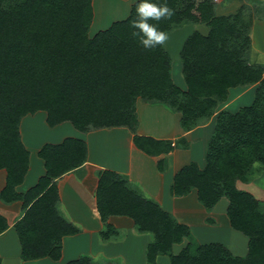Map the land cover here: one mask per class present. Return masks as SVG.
<instances>
[{"label":"trees","instance_id":"16d2710c","mask_svg":"<svg viewBox=\"0 0 264 264\" xmlns=\"http://www.w3.org/2000/svg\"><path fill=\"white\" fill-rule=\"evenodd\" d=\"M262 1L255 0L254 8L241 2L234 12L218 14L216 0H167L174 15L170 20H149L150 24L166 33L184 23L208 27L207 34L195 29L182 43V89L172 79L171 57L164 45L147 50L132 36L130 22L141 0L131 4L126 17L92 36V0H0V168L6 170L0 199L22 200L23 214L13 223L22 259L56 260L62 236L80 231L59 212L56 178L87 160V146L72 136L44 143L37 155L45 174L25 192H17L15 186L29 163L19 131L21 118L43 110L49 126L63 121L80 131L126 126L134 145L148 155L180 146L179 140L136 132L135 102L140 97L179 112L185 131L215 116L204 166L195 161L184 164L175 172L169 192L184 196L195 188L198 202L208 211L226 197L229 225L247 237V251L238 255L219 241L189 239L187 224L132 186L125 174L107 168L98 171L95 190L104 223L100 238L118 233L108 222L110 215H124L137 231L153 235L146 245L147 264H159L158 254L168 255L169 264H264V201L236 184L250 182L264 169V64L251 62L248 55L252 20H264V9L256 10ZM253 84L251 103L234 111L217 109L229 88ZM181 142L186 145L184 139ZM156 165L163 171L166 158L157 159ZM7 226L0 214V233ZM185 238L188 241L173 252V245ZM66 264L92 262L85 254Z\"/></svg>","mask_w":264,"mask_h":264},{"label":"crops","instance_id":"0c3cea01","mask_svg":"<svg viewBox=\"0 0 264 264\" xmlns=\"http://www.w3.org/2000/svg\"><path fill=\"white\" fill-rule=\"evenodd\" d=\"M254 1L255 0H237V7L241 2L253 6ZM225 6L226 5L223 1L217 3L215 9L216 13L222 14L221 11L226 9ZM252 8H254V6ZM128 9L130 10V7ZM234 11L235 9L231 12ZM263 22L264 20L253 18L250 36L253 28L255 29L257 26L259 27V30H264V25H262ZM199 31L205 35L208 33V27L205 31ZM255 48L258 51H264V46L256 45ZM177 85L182 89H186V84L185 87H182L179 84ZM231 88H233V93L230 92ZM231 88H229L228 91L227 101L230 95L235 94L236 98H238L241 94L244 95L246 90L254 91L255 84L244 86L238 85ZM223 106H227V102L226 105ZM219 107L220 106H218V110L221 109V107L220 109ZM135 108L138 118V125L136 127V132L138 134L150 135L158 139H170L173 143L179 140L178 142L180 146H175L167 153H161L156 156L148 155L134 145L132 140L133 133L126 126L80 131L69 121H63L54 126H49L50 129H48L49 127H43L41 131L44 130L45 132H39L36 125L30 123L29 126H33L32 129L34 132L32 131L31 133L30 129H28L24 134L21 125L23 117L27 115L33 116L32 114L37 111L26 114L21 118L19 131L21 140L29 151V163L22 182L15 186L17 192H25L37 182L40 176L45 174L43 160L37 155V151L44 143H58L68 136L80 138L85 141L87 146V160L81 166L56 178L59 196L57 206L59 212H61L66 219L78 225L80 231L62 236L61 256L56 260L48 256L22 259L21 244L13 226V223L23 214L22 200L17 199L12 202H4L0 199V214L5 217L8 225L7 228L0 233L1 264H66L69 260L85 254L90 256L92 264H147L145 253L146 245L153 238V235H151L152 233L150 232L149 235H147L148 232L137 231L133 225L132 219L128 216L110 215L108 217V222L114 225L118 230V233L106 240L99 238V231L103 229L104 223L101 221L96 207L95 190L98 183L97 173L105 168L125 174L132 186L138 188L145 195H149L158 200V203L165 210L172 213L176 219L179 217L180 219H178V221L187 224L190 229L192 226L191 219L194 217L193 213L195 215L197 212L203 213V215L207 213L211 215L213 214L216 205L209 211H205L206 209L204 207H197V205L199 206V203L196 201L197 197L195 188L184 196L171 195L169 188L175 172L184 164L189 161H195L200 168L204 166H201V164L199 165L198 160L193 158V152L196 151L197 142H201L202 144L209 139L211 133L209 137L207 136V133L210 130L212 132L215 116L213 115L207 122L185 131L179 125V112L169 109L162 103L149 102L138 97L135 102ZM154 114H158L159 116H154ZM151 117L153 121L151 120ZM146 118H148V120ZM43 119L47 124L45 111ZM68 122L71 125H69ZM49 130L54 131L55 133L52 135ZM43 137L47 138L44 139ZM201 137H203V141L198 140ZM182 139L186 141L185 146H183L184 142H181ZM200 146V152L202 154V145ZM160 157L166 158V167L163 171H159L156 165L157 159ZM5 183L6 170L0 168V191L5 186ZM154 186H157L156 189ZM186 206L192 207V210L187 211V209H185ZM217 220L218 219L216 218L215 221ZM210 222H212V220ZM227 223L229 225V221H227ZM125 227L131 232L130 234L128 232L123 239H119L122 228ZM221 242L233 252L228 244L223 241ZM245 247L246 250L243 253L242 246H240L239 250L241 252L237 254L244 255L247 251V243ZM160 255L163 254H158L156 257V261L159 264H161L159 260Z\"/></svg>","mask_w":264,"mask_h":264},{"label":"rangeland","instance_id":"374dc122","mask_svg":"<svg viewBox=\"0 0 264 264\" xmlns=\"http://www.w3.org/2000/svg\"><path fill=\"white\" fill-rule=\"evenodd\" d=\"M134 1L135 0H92L93 18L89 26V31H88L89 36H92L98 30L107 28L113 21L124 18L128 14V11H129L128 8L131 6V4ZM222 1L225 3L226 9L224 11H221V13H229L233 11V9H236L238 5L237 0H230V1L229 0H216V4L219 2L221 3ZM263 9H264V1L258 4V6H256V10L260 12ZM262 25H264V22ZM195 29L205 31L207 29V26L202 23H184V24L175 26L174 28H172L170 31L167 32L169 38L164 44V47L167 49L171 57V73L173 76V80L174 82L181 85L182 87H185V82H184L183 75L181 72V60L179 57V50H180V47L182 45L184 38ZM256 45L264 46V30H259L258 26L255 29L253 28V31H251V47H250V52H249L250 54L249 60L251 62L258 61L259 63H264V51H261V50L258 51L255 48ZM230 92L231 93L234 92L233 88H231ZM239 97L236 98L235 94L230 95L228 101L226 100L225 102L220 103L219 106L221 107V109L222 107H224V108H228L231 110H236L241 105L249 104L252 102V99H253V90H246V92H244V95L241 94V96ZM226 102H227V106H223V105H226ZM32 115L33 116L27 115L23 117L22 119L21 125L23 127L24 134L25 132L28 131V129H30V132L32 133L33 126H29L30 123H34L36 125V128L39 129V132H45L44 130L41 131V129L43 127H49V125L47 126V124L45 123V120L43 119L44 111L39 110ZM154 116H159V115L154 114ZM152 117H151V120H152ZM146 119L148 120V118ZM68 124L71 125L69 122ZM48 129H50V127ZM49 131L52 135L55 133L54 131H51V130ZM210 133H211V130L208 131L207 133L208 135L207 134L206 135L209 137ZM46 138L47 137H45L44 139ZM198 140L203 141V137L199 138ZM207 141L208 139L205 142L207 143ZM205 142H203L202 144L201 142H197L196 151L193 152L194 154L193 158H196L199 162V165L201 164V166L205 164V160H204V157H205L204 155L206 153L205 151L206 143ZM200 145H202V150H203L202 154L200 152V149H201ZM236 184L238 187L247 189L248 191H252L253 195L256 198L260 199L261 201H264V169L261 170L260 173L255 175L254 178H252L250 182H242V181L237 180ZM156 187L157 186H154L155 189ZM156 201L159 202L158 200ZM196 201H198L197 198H196ZM226 203H227V198L222 197L216 203V206L214 207L215 210H213L212 215L208 213L203 215V213H200V212L199 213L197 212L195 215L193 213L194 217L191 219L192 226L190 229L191 237L189 239H192L193 241H196V242H207L210 240L220 241V242L223 241L226 244H228L232 248L233 252L236 254L241 252L239 250V247L242 246V252L244 253L246 250L245 246L247 243V237L242 232L235 230L228 225L227 223L228 217L226 216V213H225ZM197 207L203 208L202 204L200 203H199V206L197 205ZM191 208L192 207L190 206H186L185 209H187V211H190L192 210ZM205 211H208V210H205ZM188 216L191 217L190 215ZM216 218L218 219L217 221H215ZM178 219L180 218L177 217V220ZM208 219H211L212 222H210L211 220L209 221ZM128 232L129 231L126 227L122 228V232H121L119 239H123L128 234ZM147 235H149V232L147 233ZM187 241H188V238H185L181 243H175L172 247V251L178 252L179 249ZM160 256H159V260L161 264H169L168 255L163 254Z\"/></svg>","mask_w":264,"mask_h":264},{"label":"clouds","instance_id":"9594fccd","mask_svg":"<svg viewBox=\"0 0 264 264\" xmlns=\"http://www.w3.org/2000/svg\"><path fill=\"white\" fill-rule=\"evenodd\" d=\"M137 17L130 22V27L135 31L132 36L139 39L140 44L147 50L162 46L168 40V34L158 28L156 24H150L149 20H170L174 10L165 0L162 4L151 3L149 0H141L136 8Z\"/></svg>","mask_w":264,"mask_h":264}]
</instances>
